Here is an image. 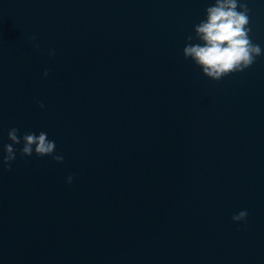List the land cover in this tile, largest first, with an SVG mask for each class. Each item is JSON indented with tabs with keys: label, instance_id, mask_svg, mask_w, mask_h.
Here are the masks:
<instances>
[{
	"label": "water",
	"instance_id": "95a60500",
	"mask_svg": "<svg viewBox=\"0 0 264 264\" xmlns=\"http://www.w3.org/2000/svg\"><path fill=\"white\" fill-rule=\"evenodd\" d=\"M241 2L262 55L212 81L183 49L214 0H0V156L17 128L64 157L0 165V264H264V0Z\"/></svg>",
	"mask_w": 264,
	"mask_h": 264
},
{
	"label": "clouds",
	"instance_id": "9594fccd",
	"mask_svg": "<svg viewBox=\"0 0 264 264\" xmlns=\"http://www.w3.org/2000/svg\"><path fill=\"white\" fill-rule=\"evenodd\" d=\"M249 8L247 3L241 0H214V4L205 10V19L194 26V36H188V41L183 49V56L190 59L197 66L204 77L212 81H220L225 77L242 73L249 69L258 57L262 55L259 44L253 43L248 27ZM35 37L31 41H35ZM198 43H191L192 40ZM38 48V44H34ZM49 55H55L52 51ZM48 75L47 70L44 76ZM38 106L43 109L42 102L37 101ZM19 129L12 128L8 131L10 144L4 146L3 155L0 156V165L11 168L12 162L16 160L17 149L14 145H21L19 153L22 157H52L62 164L64 157L56 154L55 141L48 139V134L41 131L18 134ZM73 177L67 178L71 184ZM248 212L242 210L232 216L234 223L246 221Z\"/></svg>",
	"mask_w": 264,
	"mask_h": 264
}]
</instances>
